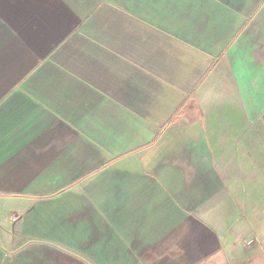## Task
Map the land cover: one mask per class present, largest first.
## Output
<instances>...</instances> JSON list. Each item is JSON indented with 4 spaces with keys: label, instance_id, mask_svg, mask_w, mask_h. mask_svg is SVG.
<instances>
[{
    "label": "crops",
    "instance_id": "crops-1",
    "mask_svg": "<svg viewBox=\"0 0 264 264\" xmlns=\"http://www.w3.org/2000/svg\"><path fill=\"white\" fill-rule=\"evenodd\" d=\"M0 264H264V0H0Z\"/></svg>",
    "mask_w": 264,
    "mask_h": 264
}]
</instances>
